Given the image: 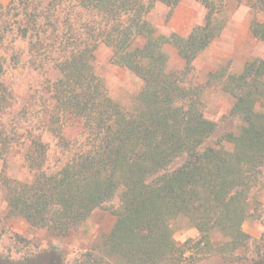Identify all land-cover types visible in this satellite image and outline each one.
<instances>
[{
	"label": "trees",
	"instance_id": "obj_1",
	"mask_svg": "<svg viewBox=\"0 0 264 264\" xmlns=\"http://www.w3.org/2000/svg\"><path fill=\"white\" fill-rule=\"evenodd\" d=\"M201 1L205 22L187 35L159 33L147 18L157 2L171 16L181 0L0 4V114L14 100L2 78V52L12 36L28 42L33 65L60 73L45 84L51 104L41 123L63 150L51 169L41 134L30 129L23 141L25 132L16 138L28 141L25 161L33 177L3 176L8 213L67 238L96 209L119 199L109 232L75 264H198L206 256L264 264L260 243L243 229L263 208L264 58L249 59L239 73L221 68L209 74L210 82L234 97L229 114L240 124L208 145L218 123L205 114L201 87L187 78L225 19L223 0ZM237 1L255 14L264 11V0ZM251 32L264 41V22L256 16ZM99 43L111 47L115 64L144 81L130 108L110 96L95 71ZM167 44L184 61L180 73L168 68ZM11 61L19 62L15 51ZM13 138L0 131V159ZM179 218L198 230L197 239H175L173 222Z\"/></svg>",
	"mask_w": 264,
	"mask_h": 264
},
{
	"label": "rangeland",
	"instance_id": "obj_2",
	"mask_svg": "<svg viewBox=\"0 0 264 264\" xmlns=\"http://www.w3.org/2000/svg\"><path fill=\"white\" fill-rule=\"evenodd\" d=\"M11 0H0V4L7 5ZM222 17L225 26L221 34L199 54L194 61V68L187 78L192 84L201 87L203 91V108L205 114L218 123L216 132L207 142L212 144L224 132L235 130L240 124L236 117L230 116L234 97L222 90L219 85L210 82L209 74L225 68L227 72L239 73L245 63L252 58H264V41L259 40L251 32V22L256 16L264 22V11L254 13L245 3L237 0H223ZM169 7L157 2L147 18L157 28L159 33L173 32L187 35L198 25L205 22L206 8L201 0H181L169 16ZM6 51H3L4 72L2 78L13 93V103L0 114V131L4 130L11 137L12 144L9 152L0 159V264H75L84 254L94 247L101 237L109 232L115 216L111 211L118 206L119 199L107 203L96 209L91 216L67 238L51 236L47 229L31 226L21 216L8 213L2 178L7 175L17 180H31L33 172L28 168L25 154L28 141L17 142L16 138L28 130L33 129L41 134L49 144V161L51 169L58 167L63 158V150L58 139L43 129L41 119L44 117L45 105L50 103L49 93L45 90L47 80L60 77L57 70L38 68L30 62L28 42L13 39L6 40ZM19 54V62L11 61L13 52ZM169 57L168 68L180 73L184 61L172 44L165 46ZM113 51L105 43H99L95 50V71L104 81L110 96L130 108L135 105L137 95L141 91L144 81L125 67L117 65L112 60ZM25 112L27 114H25ZM41 124V125H40ZM176 161L173 166L180 163ZM263 208L255 217L248 218L243 229L257 240L264 251V190L260 193ZM175 239L184 243L188 239H197L199 232L184 218L173 222ZM251 240V250L256 244ZM198 264H245L234 261L228 263L221 256H206Z\"/></svg>",
	"mask_w": 264,
	"mask_h": 264
}]
</instances>
